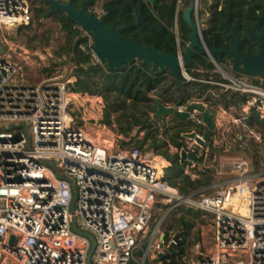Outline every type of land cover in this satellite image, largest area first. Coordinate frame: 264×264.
Wrapping results in <instances>:
<instances>
[{
	"label": "built area",
	"instance_id": "1",
	"mask_svg": "<svg viewBox=\"0 0 264 264\" xmlns=\"http://www.w3.org/2000/svg\"><path fill=\"white\" fill-rule=\"evenodd\" d=\"M181 5L178 0L177 10ZM30 12V0H0V27L28 25ZM77 28L85 38L78 48L93 63V38ZM170 30L181 57L176 20ZM19 70L3 48L0 264H162L171 261L169 255L183 241L184 252L173 264H264V171H255L246 159L238 158L231 165V177L180 192L164 172L158 174L153 150L132 147L113 152L74 123L73 93L67 89L71 79L55 75L29 83ZM181 70L185 79H193L182 66ZM220 73L224 81L206 82L244 95L240 106L245 119L264 120L263 78ZM151 95L155 96L154 90ZM191 101H201L211 111L203 99ZM191 101L164 105L183 111ZM187 120L205 128L195 110ZM190 132L193 137L182 135V149L194 151L199 160H186L184 174L194 179L205 172L209 145L197 141L203 131L185 133ZM192 210L210 217L206 246L199 241L192 244L182 235L183 229L175 227V219ZM91 238L94 247L88 258ZM171 245L174 253L168 251Z\"/></svg>",
	"mask_w": 264,
	"mask_h": 264
},
{
	"label": "trees",
	"instance_id": "2",
	"mask_svg": "<svg viewBox=\"0 0 264 264\" xmlns=\"http://www.w3.org/2000/svg\"><path fill=\"white\" fill-rule=\"evenodd\" d=\"M189 1L180 0L182 5L177 10L178 0H110V12L105 16L104 23L114 28L121 27L124 21L132 23L138 14L140 3L143 2L141 23L123 30L122 34L126 38H133L142 45L153 46L157 51L176 54L175 35L170 27L176 20L181 44L185 40L188 41L189 28L182 19V7L188 5ZM81 2L82 0H74L73 4L78 7ZM92 3L93 0H89L88 6ZM263 5L264 0H213L208 8L209 15L205 26L201 29L205 45L210 47L215 44L220 49L232 48V41L224 24L227 13L230 12L229 24L236 25V35L242 40L241 50L254 53L256 42L248 35L247 29L252 26L254 17L261 11ZM42 17H52L65 33V43L60 52L70 54L76 68L75 79L67 85L68 91L101 96L106 104L103 123L110 125L112 122L110 117L115 113V121L120 124L119 133L126 134L135 127L144 130L142 139L137 141L138 146H141L146 140H150L149 148L160 155L166 163L162 167L168 165L165 168V179L171 185L176 186L180 192L188 193L208 185L211 177L202 175L204 177L201 179H192L189 175L183 174L186 162L180 163V150L185 147L182 134L191 130L202 132L204 127L195 125L187 119L179 121L173 118L169 139H158L154 121L149 117V112H154L155 100H159L162 104L184 105L188 101L201 98L207 92L215 91L218 93L216 101H210L209 96L203 99L206 103L209 101V107L210 105L215 106L217 103L228 107L244 102V95L231 92L220 93L218 85L206 82L210 80L223 81V79L217 78V74L213 72L215 66L207 56H194L193 63L185 68V71L193 78L190 80L184 77L174 78L166 70L156 74L149 67L135 60L126 64L122 71H110L103 64L92 63L90 55L78 48L85 38L81 37L76 24L63 12L50 13L48 7L40 1L38 7H31L28 25L33 19ZM224 63L225 55L222 56L221 65ZM262 86L264 87V81ZM153 90L155 96L151 95ZM170 94H175V97ZM130 109L131 111H129ZM154 116L155 120H159L155 114ZM247 123H256L260 126V136L264 141V120L252 116L247 118ZM211 141L212 134L209 147L212 144ZM168 146L176 148V152L169 153L166 150ZM191 212L185 211L174 221L175 227L183 229V236H187L188 229L193 226L191 217L188 215ZM184 248L185 241L178 245L175 254L169 255L171 261L168 263L163 260L162 264H173L175 256L182 255Z\"/></svg>",
	"mask_w": 264,
	"mask_h": 264
},
{
	"label": "rangeland",
	"instance_id": "3",
	"mask_svg": "<svg viewBox=\"0 0 264 264\" xmlns=\"http://www.w3.org/2000/svg\"><path fill=\"white\" fill-rule=\"evenodd\" d=\"M107 1L93 0L92 5H89L88 9L99 17L104 13L103 5ZM212 1L198 0L196 18L198 17L200 23L203 20L207 21L208 8ZM30 2L31 7L40 5V0H30ZM204 26L205 23L201 24V29ZM64 35V31L60 28L57 21L52 17H42L33 19L30 25L25 27H0V47L4 48L6 54H9L12 61L19 67L23 81L35 83L55 75H61L63 79L69 78L73 81L76 68L71 60V55L60 52L61 47L65 43ZM179 41V46L183 50L188 41L185 40L183 44H181L180 39ZM92 60L94 64H100L96 58L93 57ZM221 66L226 73H230V61H225ZM213 72L217 74V78H221L224 81V75L216 67ZM212 77L214 78L215 76ZM262 78L264 81V77ZM218 91L220 93L224 92L221 87H219ZM170 95L175 97V94ZM206 96H209L208 99L213 102L218 99V93H215V91L207 92L199 99H204ZM71 99L70 112L74 123L81 127L94 141L111 149L113 152L127 151L132 147H141L142 151L152 150L149 148L150 140H146L141 146L137 144V141L142 139L145 133L144 130L135 127L126 134L119 133L120 124L115 121V113L110 117L112 121L110 125L103 123L106 104L101 96L73 93ZM240 105L238 103L228 107H224L220 103L215 106L210 105L211 111L215 113V128L212 132V144L204 157L205 172L202 174L212 178L209 184L221 178L231 177L233 175L230 172L231 165L238 158L246 159L250 163V167L255 171H264V141L260 136V126L256 123H247L246 115ZM149 117L154 121V127L157 129V138L168 140L173 126V118H176L172 115H166L162 119L155 120L154 112H149ZM103 137L111 140L113 145L106 146L102 143L103 141H100V139H104ZM166 150L169 153L176 152V148L171 146H168ZM159 158L161 159L160 156ZM161 163L163 166L164 161L162 160ZM185 168L183 169V174ZM216 171H221L222 174H214ZM162 172L165 173V169ZM202 175L195 178L201 179L204 177ZM206 186L204 185L199 189ZM188 215L191 217L190 220L193 226L187 231V239L192 244L199 241L206 246L207 241L211 238L210 217L193 210Z\"/></svg>",
	"mask_w": 264,
	"mask_h": 264
},
{
	"label": "water",
	"instance_id": "4",
	"mask_svg": "<svg viewBox=\"0 0 264 264\" xmlns=\"http://www.w3.org/2000/svg\"><path fill=\"white\" fill-rule=\"evenodd\" d=\"M49 9V12L61 11L67 18L72 20L80 29L86 33L91 34L93 38L92 51L100 64L106 66L108 70L122 71L126 64L134 60L140 61L151 71L158 74L162 71H168L169 74L177 79L183 78L181 66L185 69L193 63V57L196 55H205L213 63V65L220 71L225 72L221 66L222 55L225 54L230 58V74L236 75L238 73L248 76L264 77V28L259 30L262 20L264 19V6L261 14L257 17V21L251 29L248 30L249 36L258 43V51L254 54L241 51L242 40L235 34V29L225 22L229 30V37L233 43L231 49H219L213 44L207 47L201 35V25L205 21L199 22L195 17V11L198 0H190L182 10V19L189 28L188 43L182 50L181 57L177 54H170L166 51H157L155 47L149 45H142L133 38H126L122 31L131 27L139 25L142 21V6L140 3L138 14L132 23L124 21L123 25L118 28L109 27L105 25L104 18L110 12L109 2L104 3V14L97 17L87 10L89 0H84L79 8L72 4V0H40ZM0 47V53L2 51ZM153 108L154 114L158 119H162L166 115H172L177 120L182 121L189 117L192 110L199 112L205 128L203 130V138L197 141L203 146H208L211 139L212 131L215 128L213 111L207 109L205 104L201 101H191L185 105L183 111H179L172 106H165L159 100H155ZM184 137H193L194 133H183ZM186 160L197 162L198 156L194 151L187 152L185 149L180 150V163L183 164ZM75 201L73 198L72 206ZM73 228L76 229L74 218L72 219ZM177 242H181L178 235L175 236ZM14 241V236L10 237L9 244ZM92 246L88 255H91L94 247V239L91 238ZM170 253H174L173 245L168 248ZM160 258L164 254H159Z\"/></svg>",
	"mask_w": 264,
	"mask_h": 264
},
{
	"label": "flooded vegetation",
	"instance_id": "5",
	"mask_svg": "<svg viewBox=\"0 0 264 264\" xmlns=\"http://www.w3.org/2000/svg\"><path fill=\"white\" fill-rule=\"evenodd\" d=\"M62 1H67V0H62ZM83 1L84 0H82V2L79 4V6L78 7H76V8H79L80 6H81V4L83 3ZM73 2H74V0H72V4H73ZM73 6H74V4H73ZM264 6V5H263ZM75 7V6H74ZM263 8V7H262ZM87 10L88 11H90L89 9H88V4H87ZM261 11H262V9H261ZM261 11L254 17V22H253V24H252V26L250 27V28H248L247 29V31L249 30V29H251L252 27H253V25L255 24V22L257 21V17L261 14ZM104 14V13H103ZM195 17H196V15H195ZM229 18H230V12H228L227 13V18H226V20L228 19V23H229ZM197 19V21L199 22V20H198V17L196 18ZM226 20H225V22H226ZM225 22H224V24H225ZM199 24H200V22H199ZM201 25V24H200ZM226 26V25H225ZM231 26H233L234 27V29H235V27H236V25H231ZM227 28V27H226ZM262 28H264V19L262 20V22H261V25H260V28H259V30H261ZM228 30V29H227ZM235 34H236V32H235ZM228 35H229V30H228ZM249 35V34H248ZM180 36V35H179ZM255 42H256V51L254 52V53H256L257 51H258V43H257V41L256 40H254ZM232 47H233V43H232ZM220 49V48H219ZM231 49V48H230ZM242 51V50H241ZM243 52V51H242ZM254 53H250V54H254ZM223 55H225V54H223ZM222 55V56H223ZM221 56V57H222ZM230 61V58L229 57H227L226 55H225V61Z\"/></svg>",
	"mask_w": 264,
	"mask_h": 264
},
{
	"label": "bare ground",
	"instance_id": "6",
	"mask_svg": "<svg viewBox=\"0 0 264 264\" xmlns=\"http://www.w3.org/2000/svg\"><path fill=\"white\" fill-rule=\"evenodd\" d=\"M98 135V134H97ZM100 135V134H99ZM101 136V135H100ZM98 138V137H97ZM96 138V139H97ZM104 139H100V141H103L102 143H104L106 146H112L113 144V142L111 141V140H109V139H105L106 137H103ZM98 139V140H99ZM155 158H156V167L158 168V174L159 175H161L162 174V159H160L159 158V156H155ZM166 163L164 162V165H165ZM162 167V168H161Z\"/></svg>",
	"mask_w": 264,
	"mask_h": 264
},
{
	"label": "crops",
	"instance_id": "7",
	"mask_svg": "<svg viewBox=\"0 0 264 264\" xmlns=\"http://www.w3.org/2000/svg\"><path fill=\"white\" fill-rule=\"evenodd\" d=\"M172 147V146H171ZM173 148V147H172ZM165 159V158H164ZM166 160V159H165ZM167 161V160H166ZM170 164V163H169ZM168 166V165H167Z\"/></svg>",
	"mask_w": 264,
	"mask_h": 264
}]
</instances>
